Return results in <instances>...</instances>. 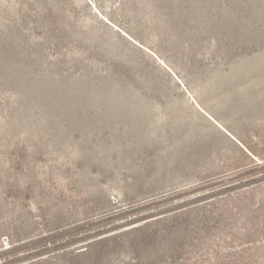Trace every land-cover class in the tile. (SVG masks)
Here are the masks:
<instances>
[{
  "label": "rangeland",
  "instance_id": "rangeland-1",
  "mask_svg": "<svg viewBox=\"0 0 264 264\" xmlns=\"http://www.w3.org/2000/svg\"><path fill=\"white\" fill-rule=\"evenodd\" d=\"M0 264H264V0H0Z\"/></svg>",
  "mask_w": 264,
  "mask_h": 264
}]
</instances>
